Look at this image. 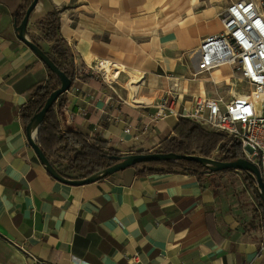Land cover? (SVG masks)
Here are the masks:
<instances>
[{
    "label": "crops",
    "instance_id": "0c3cea01",
    "mask_svg": "<svg viewBox=\"0 0 264 264\" xmlns=\"http://www.w3.org/2000/svg\"><path fill=\"white\" fill-rule=\"evenodd\" d=\"M24 1L0 0V264H264L261 207L239 171H230L239 181L229 182L218 171L199 180L128 167L81 185L49 174L19 115L49 75L17 37L12 14ZM232 1L38 0L27 37L37 34L35 20L58 9L59 34L82 65L62 104H54L62 130L122 155L155 151L178 123L154 118L157 100L171 76L181 86L191 79L193 51L220 32ZM40 42L48 50L50 43ZM100 59L125 72L110 83L89 73ZM127 72L143 76L130 98L121 82L129 81ZM215 74L233 79L227 66Z\"/></svg>",
    "mask_w": 264,
    "mask_h": 264
},
{
    "label": "built area",
    "instance_id": "2783aa9c",
    "mask_svg": "<svg viewBox=\"0 0 264 264\" xmlns=\"http://www.w3.org/2000/svg\"><path fill=\"white\" fill-rule=\"evenodd\" d=\"M221 24L220 32L204 37L198 45L196 70L190 78L204 82L196 79L197 75L208 73L205 82L215 87L220 83L228 85V96H194L181 87L179 78L171 76L170 84L157 100L154 118H187L217 132L223 143L236 140L243 159L257 166L264 183V0L230 2L221 14ZM106 66L117 74L116 82L123 69L117 62L100 59L87 68L89 73L100 74L110 83L113 80L105 76ZM222 66L229 67L236 80L214 79L212 72ZM235 82L243 84L242 91ZM186 96L190 98L188 104ZM221 155L217 146L210 158Z\"/></svg>",
    "mask_w": 264,
    "mask_h": 264
},
{
    "label": "trees",
    "instance_id": "16d2710c",
    "mask_svg": "<svg viewBox=\"0 0 264 264\" xmlns=\"http://www.w3.org/2000/svg\"><path fill=\"white\" fill-rule=\"evenodd\" d=\"M30 2L31 0H25L13 12L12 17L15 28L19 26ZM34 27L37 34L36 36H31L30 40L36 44H38V40L49 42L50 46L45 51L46 55L73 81L78 65L74 63L73 55L65 39L59 34V10L53 8L47 11L42 17L35 20ZM46 68L49 74L48 79L34 87L31 99L19 111L20 118L25 125L41 109L49 94L60 86V79L57 74L48 67ZM61 95L57 97L56 101L45 113L36 133V143L50 164L65 177H68L66 174L71 172L77 175L69 178H85L93 174H99L108 166L117 163L123 156L122 154L112 149L105 150L104 145L100 142L88 141L87 137L77 130H62L54 112V104L56 102L62 104ZM221 140L222 136L217 132L205 130L198 123L179 117L173 132L159 144V148L154 152H173L209 158L218 146L222 153L217 158L218 160L235 161L243 159L240 144L236 140H232L230 144H222ZM138 153L144 152L138 151ZM130 167L134 168L138 175L181 172L195 175L199 180L202 179L203 175L212 172L207 164L183 158L141 162ZM60 168L64 169L65 172L61 171ZM230 171H234V169L228 168L218 172L227 173ZM237 171L241 173V178L245 185L255 193L256 201L261 207L264 228V204L258 194L255 179L244 170ZM106 176L109 175H104L101 178Z\"/></svg>",
    "mask_w": 264,
    "mask_h": 264
},
{
    "label": "water",
    "instance_id": "95a60500",
    "mask_svg": "<svg viewBox=\"0 0 264 264\" xmlns=\"http://www.w3.org/2000/svg\"><path fill=\"white\" fill-rule=\"evenodd\" d=\"M37 2L38 0H31L30 4L27 6L24 12V16L19 26H17L15 29L17 31V37L37 55V57L46 65V67H48L50 70L56 73L60 79V86L49 94L41 109L32 116V118L25 127L27 139L30 146L33 148L38 159L44 164L47 171L53 178L67 184L81 185V184L94 182L104 175L113 174L115 172L121 171L137 163L183 158V159L194 160L203 164H207L209 165L210 171H221L228 168H232L234 170H244L248 172L250 176L255 179L258 194L260 196V199L262 200V203L264 204V183L261 179L259 170L255 164L245 159H240L235 161H221L215 158H206L199 155H190V154L186 155V154H178L173 152L132 153V154L123 155L117 163L108 166L105 170L101 171L99 174H93L85 178H68L61 175L56 170V168L50 164L45 154L39 148L38 144L36 143L35 135L37 133L39 123L41 122L47 110L56 101L59 95L63 94L70 88L72 80L51 61V59L46 55L45 51L38 44L32 42L27 37L26 27L28 23V18L30 13L36 6ZM34 130H35V134L34 136H32Z\"/></svg>",
    "mask_w": 264,
    "mask_h": 264
},
{
    "label": "rangeland",
    "instance_id": "374dc122",
    "mask_svg": "<svg viewBox=\"0 0 264 264\" xmlns=\"http://www.w3.org/2000/svg\"><path fill=\"white\" fill-rule=\"evenodd\" d=\"M36 36V35H35ZM37 43H38V45L44 50V51H47L46 50V47H47V45H43V42H40V40H38L37 41ZM196 55V50L195 51H193V53H192V56H195ZM195 59L191 62L192 63V68H194L195 67ZM78 65V68H80L82 65H79V64H77ZM80 66V67H79ZM227 70H225V72H226ZM76 75V74H75ZM218 76V74H215V76L213 75V77H217ZM136 76H139V75H136ZM141 76V75H140ZM236 74H234V80H236ZM207 78H208V73H204V74H199V75H197V78L196 79H203L204 80V82H202V81H200V80H195V81H193L192 79H187V80H185L184 82H186L185 84H183V86H181L182 88L183 87H185L188 91H190V92H192V93H195V94H197V95H203V94H205V92H206V94H209V95H215V94H219V95H223V96H228V91H229V86L228 85H224L223 83H220V84H218V86L219 87H215V86H213L210 82H205V80H207ZM219 79V78H218ZM128 81V78H125V79H122L121 78V82H122V84L124 85V84H126V82ZM203 83V85H202V83ZM226 82H228V80H226ZM236 83V85H237V87H238V89H239V91H242L243 90V84H241V83H239V82H235ZM201 85V86H200ZM204 86V87H203ZM138 87L139 86H137V87H133V92L135 93L137 90H138ZM115 88L118 90L119 89V87L117 86V85H115ZM204 88H205V90H204ZM218 88V89H217ZM119 91V90H118ZM189 93V92H188ZM186 99H188L189 98V96H186L185 97ZM190 99V98H189ZM204 128V127H203ZM205 130H208V131H213V130H211V129H208V128H204ZM213 132H215V131H213ZM222 144H224L223 142H221ZM159 148V146L157 147V149ZM149 152H154V151H149ZM211 157V156H210ZM209 157V158H210ZM219 157V156H218ZM218 157H214V158H218ZM64 166V165H63ZM62 167V166H61ZM60 170L61 171H64L65 172V170L64 169H61L60 168ZM68 177H75L77 174L76 173H71V172H68L67 174H66ZM226 175H227V180L230 182H233V181H239L238 180V178H236L235 177V175L233 174V173H226ZM227 180L225 181V184L227 183ZM241 181L243 182V180H242V178H241ZM248 192L252 195V192L248 189ZM249 198V197H248Z\"/></svg>",
    "mask_w": 264,
    "mask_h": 264
},
{
    "label": "bare ground",
    "instance_id": "6f19581e",
    "mask_svg": "<svg viewBox=\"0 0 264 264\" xmlns=\"http://www.w3.org/2000/svg\"><path fill=\"white\" fill-rule=\"evenodd\" d=\"M106 65H107V63H106ZM120 68H123V66H120ZM121 71L125 72V69L123 68V69H121ZM105 72H106L105 76L108 79L110 78V79L114 80L115 77L117 76V74L114 75L113 71L108 66L105 67ZM127 75L129 77V81H127V83L125 84V87L128 90L127 94L129 95V98H130L133 94V87L140 86V84L143 83V76L142 75L141 76H135V75L128 73V72H127ZM214 79H216V77H214ZM183 88L186 90L185 87H183Z\"/></svg>",
    "mask_w": 264,
    "mask_h": 264
}]
</instances>
